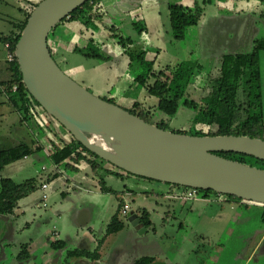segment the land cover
I'll list each match as a JSON object with an SVG mask.
<instances>
[{"label":"rangeland","instance_id":"374dc122","mask_svg":"<svg viewBox=\"0 0 264 264\" xmlns=\"http://www.w3.org/2000/svg\"><path fill=\"white\" fill-rule=\"evenodd\" d=\"M236 1L247 6L214 0L196 25L176 30L170 24V4L182 2L193 8L195 0H102L104 23L94 39H90L93 31L82 22L65 21L50 34L52 54L67 75L93 94L126 110L139 104L140 109H146L151 123L162 122L171 131L191 133L203 128L194 123L195 111L184 106L175 113L161 110L158 97L136 81L145 66L132 61L117 39L109 37L107 25H115L118 33L132 38L134 52L146 51V60L154 62L155 74L183 61L201 64L204 69L187 90L189 97L199 100L224 55L251 53L256 40L264 41V0ZM30 2L40 0H0V28H11L3 17L24 20ZM52 40L65 43L56 49ZM85 51L98 52L107 59L85 56ZM259 57L264 110V50ZM155 74H151L149 83L155 81ZM4 98L0 94V102ZM8 106L1 104L0 111L9 113ZM13 110L8 117L0 115V149L21 143L39 144L36 140L43 147L0 171L1 177L17 184L30 180L33 185L19 200L14 214L0 216V264H137L144 258H154L153 264H264L262 205L229 202L224 194L170 202L149 192L150 184L157 181L127 176L108 161L97 175L85 162L79 170L58 167L47 151L51 139H70L65 127L53 122L38 106L25 114ZM204 132L209 130L205 128ZM101 175L110 192L101 190ZM45 182L49 184L46 203L41 187ZM124 203L130 206L125 212ZM144 211L150 226L142 222ZM115 216L123 222V228L108 234ZM54 231L64 242L61 249L53 245ZM24 245L30 257L22 260L18 255ZM74 250L81 256L70 255Z\"/></svg>","mask_w":264,"mask_h":264},{"label":"water","instance_id":"95a60500","mask_svg":"<svg viewBox=\"0 0 264 264\" xmlns=\"http://www.w3.org/2000/svg\"><path fill=\"white\" fill-rule=\"evenodd\" d=\"M86 1L41 0L16 44L22 81L42 108L85 148L128 173L264 205V169L215 154L264 160V139L162 129L93 94L61 69L48 36Z\"/></svg>","mask_w":264,"mask_h":264},{"label":"trees","instance_id":"16d2710c","mask_svg":"<svg viewBox=\"0 0 264 264\" xmlns=\"http://www.w3.org/2000/svg\"><path fill=\"white\" fill-rule=\"evenodd\" d=\"M213 3L214 0H195L193 8L181 3L170 4L169 17L172 28L183 30L189 26L196 25L205 9ZM30 4V7L27 10L25 9L28 16H26L24 20L14 22V29L12 32L1 37L4 46L5 43L10 44L9 51H11L14 56V59L10 61L14 74L12 78L6 82V86H4L3 89L0 88V93H4L7 96L8 103L21 114L29 112L35 106L40 107L45 114H48L23 83L22 73L15 55L16 44L20 38L21 32L30 17L31 11L38 3L30 2ZM65 21H80L86 28L96 32L99 30V25L104 23L102 1H86L60 23ZM107 27L111 30L109 37L117 39L118 43L129 54L131 60H138L145 66L144 73L137 76L136 81L142 86H147L151 95L158 97L159 108L161 110L175 113L179 106H184L195 111L194 123L202 125L203 128L200 127L191 133H178L196 136L242 135L264 139V110L259 57V52L264 50L263 40L255 41V49L251 53L239 52L224 55L217 74L211 76L208 81H206L204 94L199 100H196L188 96L187 90L196 80L197 73L204 69L201 64L196 61H183L176 66L167 67L166 70H162L158 74H155L153 71L154 62L146 60V51L134 52L132 50L134 44L132 38L124 37L121 32L118 33V28L115 25H107ZM50 34L48 36V44ZM49 48L52 53L53 50L50 44ZM83 54L88 57L107 59L104 55L94 51H85ZM151 74H155V81L153 83H149L148 81ZM14 86L17 87L15 91L12 89ZM7 88L8 91L6 90ZM107 101L116 104L112 100ZM136 106H138V108L140 107L139 104H136ZM136 106L134 109L128 111L144 119L146 122L153 124L150 121L149 115L145 112L146 109H137ZM52 121L55 122L54 119H52ZM156 125L162 129L169 130L162 122ZM205 127H209L208 133L204 132ZM67 133L70 139L57 137L55 140H50V149L47 151V154L53 163L58 166L65 165L67 168L78 170L79 165L85 162L92 169L93 175H97L99 170H103V164L107 161L85 148L70 132L67 131ZM35 142L39 144L21 143L13 147H2L0 149V171L16 160L28 157L35 151L41 150L43 147L42 143L38 140ZM215 154L264 169V160L254 156L228 151H216ZM107 171L109 172L110 170ZM122 171L127 176L131 175L138 179L155 181L128 173L124 170ZM122 171H113V173L122 176L124 175ZM99 183L102 191H111V188L105 185L104 175H101ZM166 184L171 186V193L176 191L175 194L181 193V190L184 191L188 189L187 187L176 184ZM32 188L33 185L30 180H27L23 184H17L11 178L0 176V216L14 214L18 207L19 200L27 196ZM201 191L204 192L203 195L205 197L218 195V193L213 190ZM225 196L229 202L240 203L244 201L237 196ZM262 207H264V205H262ZM144 214L145 219H142V222L145 226H150L151 220L145 211ZM122 228L123 222L118 216H115L112 223L107 228V233L112 234L120 231ZM53 245L58 249L65 246L64 242L61 240L55 241ZM27 249V245H24L23 251L18 255L19 259H29L30 255ZM70 255L81 256V252L74 250L70 252ZM153 262L154 258H144L137 264H153Z\"/></svg>","mask_w":264,"mask_h":264},{"label":"crops","instance_id":"0c3cea01","mask_svg":"<svg viewBox=\"0 0 264 264\" xmlns=\"http://www.w3.org/2000/svg\"><path fill=\"white\" fill-rule=\"evenodd\" d=\"M102 1V0H101ZM226 2H229V3H231V4H229V5H234V6H242V7H246L247 6V4H245L244 2L242 3V2H235V0H233V1H230V0H225ZM177 3H181V4H183L182 2H177ZM171 4H174V3H171ZM3 19L4 20H8L9 21V23H11V28H7V27H4V28H0V88L1 89H3L4 88V86H6V82L7 81H9L11 78H12V76H13V74H14V72L12 71V68H11V62H10V60H9V58H8V50H7V48L4 46V44H3V42L1 41V37H3V36H6V35H8V34H10L11 32H12V30L14 29V22H16L15 20H12V19H8L7 17H3ZM18 21H20V20H18ZM86 29H88V28H86ZM98 31V30H97ZM80 33L82 34V35H84V31L83 30H80ZM96 32H91V36H90V39H94L93 38V35L95 34ZM52 42H53V46L57 49V47L58 46H60V45H63V43H65V41L63 40L62 41V43H59L58 41H56V42H54L53 40H52ZM49 44L50 45H52L51 44V42H50V39H49ZM64 45H66V44H64ZM52 47V46H51ZM52 50H53V48H52ZM1 95H3V96H5V98L0 102V106H1V104L4 106L5 105V107H7L8 105L11 107V109L10 110H12V111H14L13 110V107L8 103V101H7V96L4 94V93H0ZM8 104V105H7ZM7 105V106H6ZM8 106V107H9ZM0 108H2V107H0ZM9 110V113H11V111ZM8 111L6 110H2V111H0V115H2V116H5V117H8ZM14 113V112H13ZM12 113V114H13ZM18 113V112H17ZM58 166V165H57ZM62 166V165H61ZM58 167H60V166H58ZM80 169V166H79V168H78V170ZM61 173V172H60ZM138 179V178H137ZM138 180H140V179H138ZM142 180V179H141ZM143 181H150V180H143ZM46 183V182H45ZM151 183V182H150ZM157 183L158 184H150V187L152 188L151 189V191H149V192H154V193H157L158 195H162L164 198H166V199H168L170 202H174V201H176V200H179V199H176L174 196L175 195H177V193L175 194V192H173V193H171V186L170 185H168V184H166V183H164L163 184V182H159V181H157ZM182 191V190H181ZM209 199V198H208ZM43 200V199H42ZM195 200H197V199H195ZM218 200L219 201H217V202H220V198H218ZM212 201H216V200H212ZM43 202L44 203H46L47 202V200L45 201V200H43ZM124 204H127V203H124ZM129 208H130V206H129ZM16 209H18V207L16 208ZM167 213H169L170 214V212H167ZM54 235H55V238L56 237H58V240H61L60 239V236H59V232L58 231H54ZM55 241H57L56 239H55Z\"/></svg>","mask_w":264,"mask_h":264},{"label":"built area","instance_id":"2783aa9c","mask_svg":"<svg viewBox=\"0 0 264 264\" xmlns=\"http://www.w3.org/2000/svg\"><path fill=\"white\" fill-rule=\"evenodd\" d=\"M5 47L9 50L10 44L9 43H5ZM8 58L10 61H12L14 59L13 53L11 51H8ZM209 130V127H205ZM57 166V165H56ZM80 166V165H79ZM42 190H43V196L42 199L43 200H48V187L49 184L48 183H43L42 184ZM176 199L179 200H186V199H197V198H205V199H210L211 197H205L203 194L200 195V189L197 188H188L184 191H181V193L177 194L174 196ZM252 203V202H251ZM129 209V205L128 204H124V209L123 211H127ZM56 240H58V237L55 238Z\"/></svg>","mask_w":264,"mask_h":264}]
</instances>
